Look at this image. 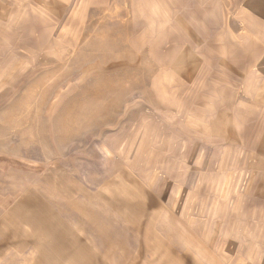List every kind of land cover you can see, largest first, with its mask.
<instances>
[{"label": "rangeland", "instance_id": "374dc122", "mask_svg": "<svg viewBox=\"0 0 264 264\" xmlns=\"http://www.w3.org/2000/svg\"><path fill=\"white\" fill-rule=\"evenodd\" d=\"M0 41V264H264V0H0Z\"/></svg>", "mask_w": 264, "mask_h": 264}, {"label": "crops", "instance_id": "0c3cea01", "mask_svg": "<svg viewBox=\"0 0 264 264\" xmlns=\"http://www.w3.org/2000/svg\"><path fill=\"white\" fill-rule=\"evenodd\" d=\"M256 91H258V89ZM256 91H255V93H256ZM256 100H258V99H256ZM260 101H263V97H261ZM222 111H223L222 109H218L217 110L218 113L215 114V121H214L215 134L217 136L225 137V139H226V137L231 133L232 124H231V121H230L231 118H230L229 122L231 125H229V126L227 125V123H229V122L226 119V116H227L226 111L225 112H222ZM241 117H243V116H241ZM256 120H258V119H256ZM259 120L260 121L256 124L255 123L249 124V122L240 123V129L238 132H235V134L240 135L239 140H237L238 142L239 141L240 142H246V143L251 142V143H253V147H252L253 149H255L256 151L264 152V145H263V143H264V116L260 115ZM254 125L256 127L255 134L252 132H248V128L253 127ZM252 135H255L254 141L249 139V137ZM230 140H232V139H230ZM223 141H225V140H223ZM42 226H44V225L41 223V227Z\"/></svg>", "mask_w": 264, "mask_h": 264}]
</instances>
